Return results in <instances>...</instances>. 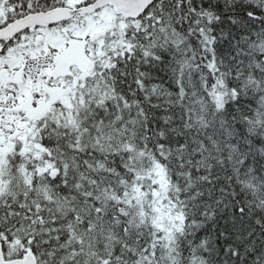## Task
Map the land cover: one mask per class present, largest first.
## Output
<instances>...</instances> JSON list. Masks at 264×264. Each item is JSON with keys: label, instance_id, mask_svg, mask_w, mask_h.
<instances>
[{"label": "snow or ice", "instance_id": "6c2138e0", "mask_svg": "<svg viewBox=\"0 0 264 264\" xmlns=\"http://www.w3.org/2000/svg\"><path fill=\"white\" fill-rule=\"evenodd\" d=\"M0 264H264V0H0Z\"/></svg>", "mask_w": 264, "mask_h": 264}]
</instances>
